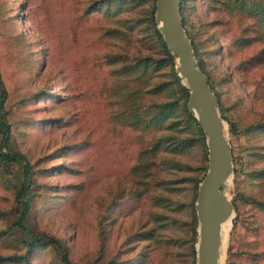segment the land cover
Returning a JSON list of instances; mask_svg holds the SVG:
<instances>
[{"label":"rangeland","instance_id":"rangeland-1","mask_svg":"<svg viewBox=\"0 0 264 264\" xmlns=\"http://www.w3.org/2000/svg\"><path fill=\"white\" fill-rule=\"evenodd\" d=\"M72 1L70 14L67 0H0L5 136L28 165L23 181L20 164L0 160V255L23 251L14 247L26 237L17 226L24 183L22 225L65 249L48 242L33 264H195L193 185L207 167L205 136L183 120L178 103L147 131L114 120L128 102H173L177 87L145 39L142 2L118 0L108 14L82 17L90 0ZM231 1L186 0L184 30L216 95L232 156L222 188L234 213L220 264H264V37L254 32L255 9L234 4L226 12ZM119 52L128 56L123 62L149 59L125 76L104 56Z\"/></svg>","mask_w":264,"mask_h":264},{"label":"water","instance_id":"water-1","mask_svg":"<svg viewBox=\"0 0 264 264\" xmlns=\"http://www.w3.org/2000/svg\"><path fill=\"white\" fill-rule=\"evenodd\" d=\"M179 4L180 0H155L153 21L174 57V73L187 90L186 110L205 136L207 167L197 183L193 203L195 264H219L221 225L227 219L231 225L234 213V206L222 188L233 172L232 156L217 99L197 67L191 41L182 26Z\"/></svg>","mask_w":264,"mask_h":264},{"label":"trees","instance_id":"trees-1","mask_svg":"<svg viewBox=\"0 0 264 264\" xmlns=\"http://www.w3.org/2000/svg\"><path fill=\"white\" fill-rule=\"evenodd\" d=\"M117 1L118 0H90L89 2L85 3L82 11L80 10L78 11L79 13L81 12L82 17H87V15H89L90 13H94L98 11L99 12L102 11L108 14V12L111 11V8L115 6ZM134 1L142 2L140 4L143 5L144 12H143V17L140 20L143 23V31L146 34L144 35L145 39L150 44V46L155 48L156 52L158 53V60H160L161 62H164L166 65L169 66L168 73L172 79V82L177 87L178 97L176 98V100H174L173 102H169V103H156V104L139 103V104L134 105L132 102H128V104L126 103L125 108L121 112V115H118L117 113L113 114L114 120L115 121L119 120L120 122L140 132L147 131L153 127V123L157 121V119H159L161 115H163L164 113L171 112V106L175 108L176 103H178L179 104L178 107L181 109V112H182L183 120L187 124H189L191 128L198 131L200 138L203 139V132L201 128L197 124L196 120L192 117V115H190L186 110L185 102H186V97H187V90L183 85L180 84L178 77H176L174 73V57L169 53L168 49L163 43L161 36L159 35L155 27V24L153 21V10H154L155 0H134ZM185 1L186 0H180V4H179V11H180V15L182 18L183 29H184V26H186V17L184 15ZM259 2L264 3V0H232L226 5L225 10L226 12H230L231 9L234 8V4L239 10L245 11V12L254 11L255 9V11L258 13L257 17L259 18V23L256 25L257 28L254 29V32L256 34H260L261 37H264V5L260 6V8L255 7V5L257 6L259 4ZM72 4H73L72 0H67L66 11L67 12L70 11V14L72 12V7H73ZM184 31H185L186 36L190 38V36L187 34V31L186 30ZM191 47L193 48V42H192ZM193 54H194V57L196 58V51L194 50V48H193ZM260 54L263 55L262 60H264V47L261 49ZM104 56L106 57V60L109 63L120 64V67L115 72L120 73L121 75H125V76H129L132 73L131 71L136 66L133 64H137L140 62L145 63L149 59L148 57L144 58L143 56L133 55L132 57H129L131 62H123L126 60V58H128V56L127 54L122 53V52L109 53V54H105ZM197 63L199 66L198 59H197ZM199 70L206 76L207 84L209 88L211 89V91L213 92L208 76L201 69ZM151 88L153 89V91H156L158 90L159 86L156 85L155 87L153 86ZM4 101H5V91L2 88V82L0 80V132L4 135L3 140H2V146L7 147V150L4 153L0 151V160H8V161L16 162L20 164L22 167L23 181H26V178L28 175V165L22 164L21 161H24L23 157L19 153L13 152L9 148L8 146L9 140L5 136V134L9 131L10 127H9V124L6 123L4 120V114H5L4 112L5 110L3 108ZM146 168H147L146 164L145 165H133L131 167V170H132V173L134 172L136 173L138 171H145ZM203 173L201 171L199 174V178H197L196 181L194 182V185H193L194 190H196V185L198 181L201 179ZM134 182L138 184L140 183V180L137 181L135 179ZM26 188L24 187V183H22L21 186L19 187V190L16 193L17 201L21 205L17 226L22 229L26 237L23 239L17 240L14 249L19 250L21 248L23 249V251L21 253H18L15 251L5 256L0 255V264H33L31 261L32 257L36 254V252L43 250L46 247V244H48V242H51L55 244L57 247L62 248V252L65 251L64 244L61 241L51 236L45 235V234H40V235L32 234L31 231H29L28 229L24 227V225H22L24 218L26 216V212L28 210V202H29V200H25V201L22 200V197L25 195V192L27 190ZM128 193H129L128 195H130L131 197L140 196V191H138L137 189H129ZM190 210L193 211L191 203H190ZM142 235L143 233L133 234L131 240L139 239ZM194 235H195L194 227H192L191 237H190V255H191L192 261L194 260V247H193ZM137 259L139 260L138 262L141 261V258L137 257ZM132 263L134 262H131L130 264Z\"/></svg>","mask_w":264,"mask_h":264},{"label":"bare ground","instance_id":"bare-ground-1","mask_svg":"<svg viewBox=\"0 0 264 264\" xmlns=\"http://www.w3.org/2000/svg\"><path fill=\"white\" fill-rule=\"evenodd\" d=\"M225 127V126H224ZM226 183H228V180L225 182L224 185H226ZM230 221L227 219L222 225H221V231H222V234H223V240H222V243H221V248H220V257H219V264L221 262V257L223 256V250L226 246V239H227V233H228V230L230 229Z\"/></svg>","mask_w":264,"mask_h":264}]
</instances>
